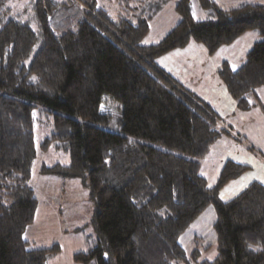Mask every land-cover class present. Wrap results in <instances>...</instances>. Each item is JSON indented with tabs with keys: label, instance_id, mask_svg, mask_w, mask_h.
<instances>
[{
	"label": "trees",
	"instance_id": "obj_1",
	"mask_svg": "<svg viewBox=\"0 0 264 264\" xmlns=\"http://www.w3.org/2000/svg\"><path fill=\"white\" fill-rule=\"evenodd\" d=\"M12 0H0V264H45L53 248H28L24 238L37 208L29 184L36 154L33 109L52 113L43 150L66 151L69 163L41 171L81 178L94 202L96 245L78 253L96 264H264V184L253 181L229 200L219 188L244 169L227 160L208 187L201 160L227 130L212 107L161 69L155 59L190 41L212 54L255 29L260 37L244 62L223 61L217 74L237 108L260 102L264 85V5L246 2L229 9L198 0L214 11L196 19L189 0H178L179 21L156 43L142 41L156 7L145 0H117L130 17L112 19L95 0L74 26L58 29L50 15L58 0H31L30 13L13 17ZM133 15V16H132ZM104 95L119 104L121 132L101 126ZM52 109V110H51ZM216 212L217 253L186 254L178 236L208 206Z\"/></svg>",
	"mask_w": 264,
	"mask_h": 264
},
{
	"label": "rangeland",
	"instance_id": "obj_2",
	"mask_svg": "<svg viewBox=\"0 0 264 264\" xmlns=\"http://www.w3.org/2000/svg\"><path fill=\"white\" fill-rule=\"evenodd\" d=\"M30 1L12 0L10 14L13 17H25L30 13ZM58 1L59 7L50 15L54 27L60 30L68 28L74 26L82 16L85 17L84 7L78 0ZM177 1L145 0L148 8L156 7V12L150 21V29L142 41L144 44L158 42L179 21V15L175 11ZM213 1L223 9L246 2L264 5V0ZM189 6L196 19L214 18V11L201 7L198 0H189ZM95 7L106 9L112 19L123 16L129 18V13L131 14L132 11L125 4H119L117 0H95ZM259 38L257 30L252 29L233 43L220 47L210 55L209 53L204 55L200 63L206 62L208 67L203 66L207 70L205 74L202 72L198 75L197 85L204 83V79H207V83H212L214 76L211 77V72H214L215 66L218 67L223 61H227L232 68L239 67L244 62L246 53ZM197 44L206 52L202 44ZM183 57L201 59V55L193 50L184 52ZM182 83L185 87L194 85L188 82ZM220 84L224 88L223 83ZM255 91L257 97L252 95L249 100L260 102L261 105L241 111L243 113L231 114L229 118L219 117V126L228 133H222L201 160L200 173L206 178L208 187L216 184L227 160L245 166L241 173L219 188L218 198L223 201L232 199L253 181L264 184V85L256 88ZM224 92L227 95L226 91ZM101 111L108 116L101 126L120 133L119 104L104 95ZM51 117L52 113L46 106L36 103L33 109L36 154L31 166L29 184L34 189L37 208L23 235L28 241V248L48 249L57 246L48 253L45 264H96L94 258L85 263L75 258L78 253L90 251L98 239L92 225L94 202L90 199L89 187L83 184L81 178H64L41 171L42 166H52L57 162L63 165L69 163L66 151L56 150L52 146L43 150L40 146L44 137L51 133ZM215 219V209L212 205H208L178 236L177 241L187 255L197 251L198 260L211 259L216 255L217 237L213 227Z\"/></svg>",
	"mask_w": 264,
	"mask_h": 264
},
{
	"label": "crops",
	"instance_id": "obj_3",
	"mask_svg": "<svg viewBox=\"0 0 264 264\" xmlns=\"http://www.w3.org/2000/svg\"><path fill=\"white\" fill-rule=\"evenodd\" d=\"M242 34L241 36H243ZM237 37L234 41H236ZM233 41V42H234ZM232 42V43H233ZM231 44V43H230ZM196 51L201 55L200 58H185L183 57L184 52L188 51ZM208 54L207 51L203 50L199 44L190 41L186 46L181 48H176L170 50L155 59L156 64L167 73H169L175 80H177L180 84L184 87L185 85L182 82H188L189 84H194L193 87H186L187 89L191 90L194 94L199 96L205 102H207L215 113L219 117L229 118L231 114L234 113H243L237 108L235 100L229 95L225 86L224 88L220 84L222 81L218 77L217 68L215 66L214 72H211L214 76L212 83H207V79H204V83L197 85V79L199 78V74L207 70L203 66H207L206 62L200 63L203 61V56ZM210 55V54H209ZM204 78V77H203ZM218 79V80H217ZM221 81V82H219ZM223 83V82H222ZM224 85V84H223ZM225 89V90H224ZM200 90V91H199ZM227 95L225 94V92Z\"/></svg>",
	"mask_w": 264,
	"mask_h": 264
},
{
	"label": "snow or ice",
	"instance_id": "obj_4",
	"mask_svg": "<svg viewBox=\"0 0 264 264\" xmlns=\"http://www.w3.org/2000/svg\"><path fill=\"white\" fill-rule=\"evenodd\" d=\"M223 195V194H222Z\"/></svg>",
	"mask_w": 264,
	"mask_h": 264
}]
</instances>
